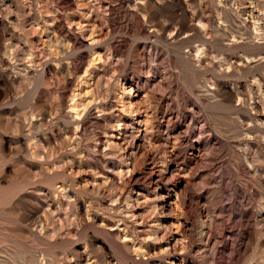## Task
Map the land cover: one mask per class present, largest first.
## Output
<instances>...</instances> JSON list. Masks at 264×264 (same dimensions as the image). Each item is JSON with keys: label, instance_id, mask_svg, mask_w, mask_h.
I'll return each instance as SVG.
<instances>
[{"label": "rangeland", "instance_id": "rangeland-1", "mask_svg": "<svg viewBox=\"0 0 264 264\" xmlns=\"http://www.w3.org/2000/svg\"><path fill=\"white\" fill-rule=\"evenodd\" d=\"M0 264H264V0H0Z\"/></svg>", "mask_w": 264, "mask_h": 264}, {"label": "bare ground", "instance_id": "bare-ground-1", "mask_svg": "<svg viewBox=\"0 0 264 264\" xmlns=\"http://www.w3.org/2000/svg\"><path fill=\"white\" fill-rule=\"evenodd\" d=\"M74 108H75V107H74ZM74 108H73V109H74ZM75 109H76V108H75ZM74 111H75V110H74ZM75 116L78 117L76 113H75ZM197 150H198V149H197ZM166 164H167V163H166Z\"/></svg>", "mask_w": 264, "mask_h": 264}]
</instances>
